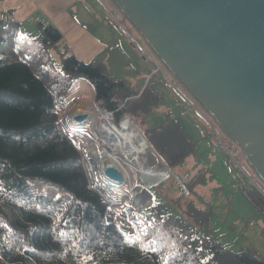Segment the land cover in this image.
Returning a JSON list of instances; mask_svg holds the SVG:
<instances>
[{"label":"trees","instance_id":"16d2710c","mask_svg":"<svg viewBox=\"0 0 264 264\" xmlns=\"http://www.w3.org/2000/svg\"><path fill=\"white\" fill-rule=\"evenodd\" d=\"M22 28L14 20L0 27L6 44L0 52V264H264L257 251L234 250L210 233L214 207L196 204L198 178L183 184L188 194L143 210L117 206L93 189L61 122L81 77L117 126L127 117L141 122L139 131L172 171L197 145L182 121L162 108L157 88L135 89L105 64L82 61L69 49L58 69L51 50L63 33L44 21L35 37H20ZM161 109L168 111L149 125L148 117ZM33 179L61 187L70 198L34 194ZM242 190L264 220V193L256 185ZM123 213L132 235L121 228Z\"/></svg>","mask_w":264,"mask_h":264},{"label":"rangeland","instance_id":"374dc122","mask_svg":"<svg viewBox=\"0 0 264 264\" xmlns=\"http://www.w3.org/2000/svg\"><path fill=\"white\" fill-rule=\"evenodd\" d=\"M118 17L119 12L109 0H0V27L12 20L22 22L20 37L27 35L35 37L40 33L38 22L44 21L63 33V41L57 48L51 50L58 69H61L62 53L69 49L82 61L98 60L105 64L107 71L113 77L126 80L135 89L142 91L147 85L157 88L162 94V108L171 110L182 121L187 135L197 145V149L186 162L174 169L172 172L174 175L171 176L173 180L162 185V188L151 186L150 189L156 200L161 201L163 198L182 194L184 191L182 184L186 186L192 179L198 178V185L195 188L198 193V197H195L196 204L204 207L208 202L214 207L210 233L234 250L252 249L264 258V220L247 200L242 190V187L255 184L253 183L255 181L249 177L250 174L256 178L260 188L263 189L264 184L258 181L259 178L246 160L244 161L245 172L239 171L230 162L227 151L214 136V128L221 134L219 126L210 115L200 110L198 103L185 92L172 75L170 76L162 64L170 78L163 72L161 75L152 77L157 66L148 56L147 44L127 20L122 18L120 23L117 20ZM122 25H125L127 29H124ZM5 47L6 44L0 42V52ZM99 106L94 89L84 77H81L72 88L68 104L61 116L62 125L73 141L76 143L77 137L82 139L79 142H83L87 149L93 150L96 154L107 147L103 141L106 133L103 130L101 132V128H104L103 125L114 126L113 121L111 124L108 123L110 118L108 119V115L105 114L107 110ZM168 110L161 109L151 114L148 117V124L160 122L162 115ZM80 113L87 114V120L76 126L75 131H70L71 120L73 121L71 115ZM140 124L141 122L138 121L135 126L138 128ZM221 136L224 142H228L226 136L222 134ZM82 147L80 145V148ZM149 147L141 170L132 163V159L128 160L124 157L121 149L117 148L118 151H115V155L120 158L117 159L121 164L120 169L124 171L125 174L122 173L126 178L125 184L117 185H121L120 189L128 198L132 197L133 191L138 190L136 189L138 185L149 186L143 177L148 180L150 175L144 173L156 170L158 166H167L154 149L150 145ZM84 163L94 189L92 174L96 168L89 169L86 160ZM97 172L103 178L101 168ZM141 174H144L143 177ZM29 184L34 194L70 198L64 189L45 181L33 179L29 181ZM96 187L99 188V185ZM131 189H133L132 192H128ZM142 191L138 190L141 201L145 203L141 207L135 201L132 204L113 199L115 202L112 201V203L117 206L128 205L135 208L136 204L140 207L137 209L143 210L144 207L146 209L147 202L151 200ZM99 192L107 198L104 192ZM125 216L123 213L120 217L121 228L128 235H132V227Z\"/></svg>","mask_w":264,"mask_h":264},{"label":"water","instance_id":"95a60500","mask_svg":"<svg viewBox=\"0 0 264 264\" xmlns=\"http://www.w3.org/2000/svg\"><path fill=\"white\" fill-rule=\"evenodd\" d=\"M109 1L201 110L242 150L264 184V0ZM87 118L77 114L73 123ZM94 189L110 200L105 190ZM136 189L149 196L147 209L156 203L148 186Z\"/></svg>","mask_w":264,"mask_h":264},{"label":"bare ground","instance_id":"6f19581e","mask_svg":"<svg viewBox=\"0 0 264 264\" xmlns=\"http://www.w3.org/2000/svg\"><path fill=\"white\" fill-rule=\"evenodd\" d=\"M174 83L179 85L176 81H174ZM75 115L77 114H73L71 115V117H74ZM103 126L104 128H101V132L103 130V132L106 133V137L103 138V141L107 147H105L104 145L105 148H103L100 153L96 154L93 150L91 151V149H87L86 145L83 142H79L82 139L78 137L76 138V144L79 147L80 145L83 146L81 149L84 152L89 169L96 168L95 171L93 170L94 174H92L94 179L93 183L95 186L99 185V189H106L114 197H117V199L121 200L122 202L134 204L133 201H135L141 207L144 203L141 201L138 190L133 191L132 197L128 198L126 193L120 189L121 185H117L119 183L123 184L125 182V177L123 176L124 171L120 169L121 164L117 160L120 158L115 155V151H118L117 148L121 149V152L124 153V157L128 160L132 159V163L139 170H141L142 162L146 161L145 154L149 152L150 147L148 145V142L139 131V129H137V127L131 121L124 120L122 121L120 127L117 128L110 125ZM75 128L76 125L71 120L70 131H75ZM100 168L103 172V178L100 177L99 173L97 172ZM147 173H149L150 177L148 180L145 177L144 179L147 181V184H149V186H154L160 183L163 178L167 177L168 169L166 167L158 166L156 170H149L144 174L148 175ZM128 194L130 195V193ZM135 206L140 208L136 204Z\"/></svg>","mask_w":264,"mask_h":264},{"label":"built area","instance_id":"2783aa9c","mask_svg":"<svg viewBox=\"0 0 264 264\" xmlns=\"http://www.w3.org/2000/svg\"><path fill=\"white\" fill-rule=\"evenodd\" d=\"M123 18V16H121V14L119 13V17L117 18V20L121 23V19ZM124 19V18H123ZM124 29H127V27L125 25H122ZM149 49V52H148V56L150 58H152L156 64V69L153 71V74H152V77H154V75H161V73H165V75L167 77H169V74L163 69L162 67V63L159 61V59L156 57V55L151 51V49L148 47ZM171 76V75H170ZM172 77V76H171ZM145 89V88H144ZM197 107V106H196ZM100 108V107H99ZM201 110V109H200ZM202 111V110H201ZM203 112V111H202ZM105 114L108 115V123H112L113 121V125L117 128L118 126H116V124L114 123V114L110 111H105ZM120 127V126H119ZM214 136L215 138H217L218 142L224 147V149L227 151L228 155H229V158H230V162L236 167L239 169V171H242V172H245L246 171V168L244 166V161H245V158H244V155H243V152L242 150L237 147L231 140L228 139V142H224L222 140V136H225L222 132L221 134L217 131L216 128H214ZM124 168V167H123ZM125 170V168H124ZM126 171V170H125ZM127 175L130 176V174L127 172ZM142 177H143V174H141ZM124 176V174H123ZM249 177L256 181L255 177H251V175H249ZM144 178V177H143ZM171 178V173H168L167 177L166 178H163L162 181L160 183H158V185L164 183L165 181L169 180ZM126 179V178H125ZM255 183V182H254ZM156 185V186H158ZM155 187V186H154ZM133 189H131L130 191L128 192H132ZM261 191L264 193V191L261 189Z\"/></svg>","mask_w":264,"mask_h":264},{"label":"crops","instance_id":"0c3cea01","mask_svg":"<svg viewBox=\"0 0 264 264\" xmlns=\"http://www.w3.org/2000/svg\"><path fill=\"white\" fill-rule=\"evenodd\" d=\"M5 1H7V0H5ZM8 1H9V0H8ZM10 9L13 10L12 8H10ZM144 88H145V87H144ZM144 88H143V89H144Z\"/></svg>","mask_w":264,"mask_h":264}]
</instances>
